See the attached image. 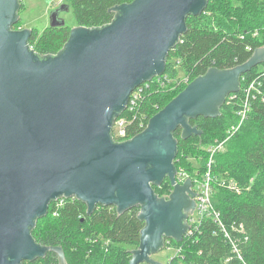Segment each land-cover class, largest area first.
I'll return each mask as SVG.
<instances>
[{
	"label": "water",
	"instance_id": "obj_1",
	"mask_svg": "<svg viewBox=\"0 0 264 264\" xmlns=\"http://www.w3.org/2000/svg\"><path fill=\"white\" fill-rule=\"evenodd\" d=\"M209 0H134L116 6L102 28L71 29L55 56L29 45L32 30H14L20 0H0V264L34 263L48 252L67 264L62 247L38 244L32 230L50 205L76 197L91 215L98 205L119 214L139 207L145 222L130 264H159L152 256L167 240L183 241L196 208L191 178L180 184L175 159L181 139L203 134L191 120L217 118L241 78L264 65V47L245 64L210 69L193 80L147 128L130 140L112 137L132 92L165 72L167 57L187 31L189 16ZM52 14L51 27L65 26ZM169 179V197L154 187Z\"/></svg>",
	"mask_w": 264,
	"mask_h": 264
},
{
	"label": "trees",
	"instance_id": "obj_2",
	"mask_svg": "<svg viewBox=\"0 0 264 264\" xmlns=\"http://www.w3.org/2000/svg\"><path fill=\"white\" fill-rule=\"evenodd\" d=\"M69 1L78 26L102 28L113 22L116 15L112 11L114 7L132 3L134 0ZM233 1L209 0L201 15L187 18V31L180 36L176 46L168 54L166 74L176 78L179 65L185 75L191 78V83L206 75L212 68L229 70L241 66L252 58L256 49L264 47V0ZM22 7L21 4V9ZM19 23L20 21L13 26L14 30H22L18 29ZM70 32L71 29L67 26H49L40 35L36 29H32L29 45L40 56H55L66 45ZM262 72L264 70L259 71L258 67H254L240 80L242 90L248 88L253 81L258 88L256 98H251L243 121L239 112L243 108L246 95L241 90L229 95L221 108V116L191 120V125L203 131L202 136L182 140L181 129L174 133L178 140L175 166L193 181L195 178L201 179L209 172L208 149L226 140L225 124L233 126L234 122L236 130L243 134L240 139H233L231 142L228 140L225 149L214 154L210 171L212 204L229 232L228 237L224 236L211 219H207L202 222L196 238H184L180 243L168 240L166 246L174 242L181 248L180 259L184 264H264ZM187 86H180L173 93L149 92L141 108L142 112L148 115L147 126L150 119ZM228 135L231 136V133ZM218 138L221 140H217ZM198 140L206 147L197 148L198 152L194 154L190 144ZM193 159L197 160V167L194 166ZM230 172L236 175L233 180L237 189H240L239 193L228 189L222 182L223 177ZM246 183L248 186L244 187ZM164 187L168 188V193L171 192L169 181L163 182L160 187H154V190L160 195L158 192ZM54 210V204H51L47 216L38 220L31 232L38 244L45 247H62L67 264H130V252L118 248V245H139L145 227V222L138 217L139 207L119 214L115 205H98L89 215L87 204L72 197L65 199L57 216H54ZM39 221H49L47 229L43 232L38 228ZM241 225L244 227L243 233ZM234 247H237L238 252ZM69 250L73 252L70 253ZM23 264H58V256L54 252H48L43 259Z\"/></svg>",
	"mask_w": 264,
	"mask_h": 264
},
{
	"label": "built area",
	"instance_id": "obj_3",
	"mask_svg": "<svg viewBox=\"0 0 264 264\" xmlns=\"http://www.w3.org/2000/svg\"><path fill=\"white\" fill-rule=\"evenodd\" d=\"M33 49V47H31ZM249 51L252 48H247ZM178 64V63H177ZM259 67V66H258ZM181 69L178 65L177 70ZM183 70V69H181ZM264 73V72H262ZM191 78L187 76L186 78H179V74L176 78H172L165 72L161 75L156 76L149 82H145L138 86L131 94L126 110L115 120L112 127V137L117 143L125 142L127 140L135 137L138 132H142L147 128L148 115L142 112L141 108L145 97L149 92L153 93H173L180 86L189 85ZM260 87V84H259ZM242 89H240L241 91ZM243 94L246 95L245 100H243V108L239 112V116L243 121L246 117L248 106L250 104L251 98H256V93H258V88L255 81L251 82L249 87L242 90ZM137 133V134H136ZM221 147V146H220ZM219 146H212L208 149L210 153V158L208 162L209 172L203 176L202 179L195 178L193 182V190L197 194L195 197L196 208L195 211L189 215L188 225L189 230L185 234L184 238H196L199 228L204 220L211 219L220 228L225 237H228V230L224 225L220 214L214 209L212 204V177L210 174L211 165L213 163V156L220 149ZM178 176L182 177L181 182H185L189 177H185V174L178 171ZM196 187V188H195ZM230 190H237V187L233 184L227 186ZM66 198L58 199L54 201V216H57L58 210L64 205ZM241 233L244 232L243 225L240 226ZM234 230V229H233ZM170 244V243H169ZM168 244V245H169ZM235 251L238 252L237 247H234ZM177 255L181 253V248L176 249ZM239 254V253H238ZM241 258V254H239ZM242 259V258H241ZM243 264H247L243 262Z\"/></svg>",
	"mask_w": 264,
	"mask_h": 264
},
{
	"label": "rangeland",
	"instance_id": "obj_4",
	"mask_svg": "<svg viewBox=\"0 0 264 264\" xmlns=\"http://www.w3.org/2000/svg\"><path fill=\"white\" fill-rule=\"evenodd\" d=\"M237 1L238 0H234L233 2H237ZM20 2L23 5V7L20 10V20H19L20 23L18 24V29H30V30L36 29L37 33L40 35L44 29L50 26L52 14L57 10H60L63 6H67L68 8L60 11L59 18L62 19L65 22V26L69 27L70 29L78 27L69 0H20ZM258 70L263 71L264 65H260L258 67ZM186 77L187 76L185 75L184 71L179 69V78L182 79ZM225 112H227V108L225 109ZM224 128H225L224 137L226 136L225 137L226 140H223L222 142H219L217 144V146L219 147L221 146L219 151H221V149L222 150L225 149V143L228 140H230L231 142L233 139H240L242 137L241 135H243L241 131L236 130V124L234 122H233V126H230L229 124H225ZM229 133H231V136L228 135ZM217 140H221V138H218ZM215 141L216 140H214V142ZM190 146L192 147V150H194L192 153L195 154L196 152H198L197 148H202V146L204 145L200 140H198V141H193L190 144ZM193 162H194V166L197 167L198 166L197 160L193 159ZM185 177L188 176L185 175ZM235 177L236 175L230 172L223 177L222 182L225 186L233 184L237 187L235 180H233ZM202 178L203 177H201V179ZM243 186L244 187L248 186V183L244 184ZM239 188L241 187L239 186ZM233 191L239 193L240 189L238 191L237 190H233ZM168 192H169L168 188L164 187L163 190H161V192H158L160 193V195L158 194V196L169 197L171 192L170 193ZM48 224L49 221L47 222L39 221L38 228H41L42 229L41 231L43 232L47 229ZM118 246H119L118 248L125 249L128 252H131L132 250L138 248V245H130V244H119ZM176 249H179V247L175 245L174 242L170 245L167 244V246L165 245V248L163 250L153 255L152 259L158 262L159 264H184V262L180 259L181 253L177 255ZM69 252L71 253L73 252V250H69ZM142 264H147V263H142Z\"/></svg>",
	"mask_w": 264,
	"mask_h": 264
},
{
	"label": "flooded vegetation",
	"instance_id": "obj_5",
	"mask_svg": "<svg viewBox=\"0 0 264 264\" xmlns=\"http://www.w3.org/2000/svg\"><path fill=\"white\" fill-rule=\"evenodd\" d=\"M176 178H177V180H178V182H179L180 184H183V183H184V182H183V183L181 182L182 177H179V176L177 175ZM165 181H169V179H166ZM165 181H164V182H165ZM172 191H173V188H172V190H171V193H172ZM171 193H170V194H171ZM167 241H168V240H167ZM167 241H166V242H167Z\"/></svg>",
	"mask_w": 264,
	"mask_h": 264
}]
</instances>
